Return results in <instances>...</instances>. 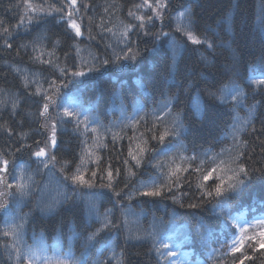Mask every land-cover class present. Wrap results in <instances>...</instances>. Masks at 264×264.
Returning a JSON list of instances; mask_svg holds the SVG:
<instances>
[{"label":"trees","instance_id":"trees-1","mask_svg":"<svg viewBox=\"0 0 264 264\" xmlns=\"http://www.w3.org/2000/svg\"><path fill=\"white\" fill-rule=\"evenodd\" d=\"M23 2L0 0V19L5 21V26H14L19 22L23 8L10 6L22 5ZM49 2L56 3L57 0ZM88 2L93 5L88 15L96 22L90 34L85 31L84 35L75 36L67 22L60 20L59 14H54L34 22L27 29H13L14 35L10 38L13 48L28 45L27 50L21 49L20 55L13 49H5L3 39H0V123L7 122L16 133L9 137L0 132V149L14 162L9 166L10 182H14L11 177L18 174L20 166H24L34 182L28 196L21 198L17 195L7 199V209L0 210V225L6 220L23 217L21 244L24 248L31 246L42 256L75 260L78 264H170L172 257L163 259L165 250L158 252L156 249L160 241L170 244L171 239L168 238L172 235L176 238L174 244L182 245V250H187L194 259H203L208 264H231V254L226 258L220 254L210 257L213 249H219L225 240L230 242L238 233L235 225H232L235 231L225 227L224 218L219 215L221 209L215 200L189 209L186 197L183 198L185 206L181 207L171 198L133 196L128 200L126 195L135 192L142 184L159 183L173 157H176V163H181L180 156L193 155L197 156V160L192 162L187 173H183L189 177L191 188L184 184L179 190L174 188L173 192L176 196L182 192L198 194L196 177L199 174L193 173L192 168L200 161H204L205 169L214 167L212 157L217 154V163L221 159L227 161L224 150L232 147L233 126L249 118L255 122L257 129L264 125V85L253 83L264 79L261 0H169L163 25L156 21L154 26H149L148 35L143 32L130 34L139 51L135 61L105 66L97 62L99 70L94 72L87 71L93 57L110 55L111 49L106 48L108 44L116 47L115 37L99 27L100 20L103 19L107 27H113V31L118 32L121 21L136 23L127 11L141 0ZM112 4L117 6L109 7V11L105 12L104 8ZM185 8L191 9L194 14L196 35L201 40L207 38L213 42L214 50L205 44H193L176 30L180 23L177 14ZM132 10L136 11L135 8ZM161 32L168 35H159ZM41 35L43 40L38 39ZM57 40L59 44H56ZM33 42L37 44V52L32 51ZM40 50L45 52V58L47 53L54 52L52 59L61 67L67 64L72 70L85 71L83 77L69 74L60 78L62 85L66 86L60 88L57 103L62 107L59 111L69 107L75 108L81 119L89 116L107 148L93 146L96 134L89 132L85 137L74 130V123H58L57 147L51 149L56 155V162L47 168L38 166L31 152L37 147L34 141H41L40 146L43 147L47 133L44 129L37 132L43 121L38 122L34 114L37 111L36 102L41 98L29 95L32 89L24 88L23 78H37L46 88L45 78L53 80L59 77V72L51 66L30 59ZM236 86L243 90L244 95L234 101L232 95ZM210 92L222 97L224 102L210 97ZM13 102L19 105L14 115L11 110ZM253 105L255 112L250 114ZM158 116L169 125L179 119L180 136L168 138L163 145L150 141L158 150L148 153L142 166L133 169L136 175L129 177L122 161L128 159L130 164H135L127 155L129 146L134 147L138 142L132 138L139 137L141 133L147 138V129L154 122L157 125L160 123L156 119ZM135 121L138 123L132 126ZM20 133L27 134L24 143L32 145V149L15 152ZM112 133L123 137L116 141L120 151L113 149ZM241 135L243 137L244 133ZM85 149L102 157L101 166L107 160L120 168L119 181L115 185L116 191L121 192L119 197L112 189L101 187L107 181L99 179V171L95 186L91 188L77 186L64 179L68 171H74L75 165L80 163L82 150ZM65 161L69 163L62 172ZM157 162L163 167H154ZM88 168L96 170V162L89 163ZM167 196L171 197L172 193H167ZM226 206L232 217H236L238 212H247L249 218L264 214V176L257 174L239 192L231 193ZM106 216L118 227L105 229L94 239H89L101 228ZM201 222L210 231L208 238L201 234ZM129 231L140 235L141 239L126 241ZM6 240L0 236V264H14L5 251ZM244 250L249 251L247 244ZM225 251L221 249L219 252ZM249 254L252 253L249 251ZM39 264H44L43 259ZM245 264H259V260L246 261Z\"/></svg>","mask_w":264,"mask_h":264},{"label":"snow or ice","instance_id":"snow-or-ice-1","mask_svg":"<svg viewBox=\"0 0 264 264\" xmlns=\"http://www.w3.org/2000/svg\"><path fill=\"white\" fill-rule=\"evenodd\" d=\"M261 25L264 27V0H261ZM117 5L112 4L104 8L105 12L109 11V7H116ZM11 8H23V13L19 17V22L14 26H5V21L0 19V39H3V46L5 49H13L17 55H20L21 49L27 50V44H21L16 48H13V43L10 42V38L13 37V29L25 28L29 25L37 22L47 16L59 14L60 20L66 21L69 28L73 30L75 36H82L87 31L91 33L93 27L96 26L95 18L88 15L93 5L88 0H57L56 3H51L49 0H42V2L36 3L34 0H24L22 5H12ZM135 8L136 11H133ZM132 8H129L127 15L136 21V23H124L120 22V28L117 31H113V27H107L104 24L103 19L100 20L99 27L102 31L111 33L115 37L116 47L112 44L106 45V48L111 49V54L106 55L103 58L93 57V62L87 66L88 72L98 71L96 63L100 66L108 64H117L122 61H135L139 55V51L135 47V42L132 39V35H138L143 32L144 35L150 33L149 26L155 25L156 21H160L163 25L165 14L169 8V0H141L139 4H134ZM147 9L148 11L142 12L141 10ZM33 14V15H30ZM42 14V15H36ZM177 19L180 22L177 27L178 32H182L187 40L193 44H205L209 49L215 48L213 42L207 38L201 40L196 35V21L194 14L189 8H185L184 11L177 14ZM186 21L187 23H184ZM159 35L167 36L168 33L161 32ZM91 38V37H90ZM39 40H43L44 36L41 35ZM60 42L57 40L56 44ZM123 45V47H120ZM119 48V51H117ZM37 44L33 42L32 51L37 52ZM79 52V48H77ZM55 55L54 52L47 53L45 58V52L40 50L37 55L30 56V59L38 62L42 65H49L54 70L59 72L57 79L48 80L45 78L47 87L45 88L41 81L37 78L30 79L25 76L23 78V86L25 89L31 88L29 95L32 97L39 96L41 99L36 102L37 111L34 114L37 121H43L39 124L37 132L44 129L47 133L46 139L43 141V147L40 146L41 141H34L37 147L31 152V155L36 157V163L47 168L49 164L56 162V155L51 152V149L57 147V124L58 123H74V130L87 137L88 133L96 134L93 146L97 148H107L108 145L103 143V137L99 135V129L93 127V120L89 116L85 115L81 119V114L75 110V108L63 107V111H59L62 107L61 104L57 103L59 100V93L61 86H66L60 82V78L67 77L69 74L73 77H83L86 75L83 70H72L68 68L67 64L61 67L59 64L54 63L52 57ZM84 62L81 64L83 68ZM19 72V69H17ZM257 86L264 85V79H258L253 81ZM232 100L237 101L241 98L243 90L238 86L233 88ZM231 95V93H230ZM210 97L220 99L224 102L222 97L216 95V93L210 92ZM260 103V101H256ZM18 103L13 102L11 105L12 114L16 113ZM55 111V115L53 112ZM171 109L169 108V112ZM250 114L255 112V105L250 108ZM68 117L67 120L64 118ZM160 123L157 125L155 122L152 127L147 129L148 136L145 138V134L141 133L139 137H133L132 139L138 142L135 146H129L127 153L128 157L135 164H130L128 159L122 161L123 165L127 167L128 176L136 175L133 170L135 167H140L148 153H155L158 149L150 144V141H156L158 145H163L166 140L170 137H179L181 124L179 119L173 121L171 125L163 120L162 117L156 118ZM22 124L23 121H20ZM98 123V121L96 122ZM138 121L133 122L132 126ZM107 131L111 132L110 129ZM0 132L11 137L15 135L14 129L5 123H0ZM244 133L242 137L241 133ZM259 133V134H257ZM28 138L26 133L19 134V144L15 147V152H20L23 149H32V145L25 144L24 141ZM123 139L119 133H112V144L113 149L120 151L116 147V141ZM232 147L225 149L227 153V161L221 159L217 163V156L212 157V162L215 164L214 167L205 169L203 167L204 161H200L199 164L192 168L193 173H198L196 177L198 183L196 188L199 189L197 193L182 192L180 196H176L173 189L179 190L184 184H187L191 188V181L189 177L184 176L183 173H187L188 169L192 167V162L197 160V156L191 157L180 156L181 163H176V157H173L169 164L168 170L163 174V178L159 183L153 181L151 184H142L140 188L136 189L135 192L126 195L128 200H131L133 196H144L153 198H171L174 203H179L181 207H184L183 198H187V207L189 209H196L201 207L203 203L211 202L215 200L217 206L221 209L219 215L224 218L225 227L235 231V228H239V236H233L230 240H225L220 244L219 249H213L212 253L226 249L222 253V258H226L231 254V264H245L246 261L259 260V264H264V217L255 220V223H250L244 220L242 217H232L231 212L226 206V200L231 193H237L244 188L250 181H252L257 174L264 176V125L260 129L255 127V122L249 118L238 125L233 126L232 131ZM86 143V141H85ZM102 157L97 155L91 150H82L80 156V163L75 165V170L68 171L64 179L76 184L77 186L93 187L98 177V171L100 172L99 179L101 181H107L102 183L101 187H107L115 192V195L119 197L120 191H116L115 185L119 181L121 174L119 167H114L110 161H104L101 166L100 161ZM92 161L96 162V170H89L88 164ZM14 162L9 159L8 154L0 149V210H5L8 207L7 199L12 196H19L21 198L28 196L31 193L33 187V177L25 172L24 166H20L18 174L11 177L14 182H10L9 166ZM69 162L65 161L61 167V171L64 172ZM226 164V167H225ZM187 165V166H182ZM259 165V166H257ZM154 167L162 168L163 165L157 162ZM90 173V174H89ZM215 174V176H214ZM86 175L88 178L86 179ZM191 175V174H189ZM167 193H172L171 197L167 196ZM230 222V223H229ZM25 220L23 217L19 220L4 221L3 225H0V236L7 238L4 248L7 252L8 259L13 260L14 264H39L43 259L44 264H78L75 260H68L60 257H47L38 254L33 250L31 246L24 248L21 244L23 238V228ZM118 227L111 219L105 217L104 223L101 228L92 234L89 239H94L99 233L105 229L110 230L111 228ZM259 228V232H254L251 235L248 234L249 228ZM201 234L205 238L210 236V231L207 229L203 222H201ZM141 236L129 231L126 241L139 240ZM168 239H171L170 237ZM245 244L248 245L249 251H245ZM174 245L166 243L164 241L159 242V247L156 249L158 252L163 249V259H169L178 255L177 251H173ZM23 249V250H22ZM239 253V255H236ZM256 253H260L259 256ZM106 264V262H101ZM170 264H178L177 261H171Z\"/></svg>","mask_w":264,"mask_h":264},{"label":"rangeland","instance_id":"rangeland-1","mask_svg":"<svg viewBox=\"0 0 264 264\" xmlns=\"http://www.w3.org/2000/svg\"><path fill=\"white\" fill-rule=\"evenodd\" d=\"M238 216L242 217L244 220L249 221L250 223H255V220L261 217H264V214L261 215H256L254 217H252L251 219H249L247 217V215L245 213L239 214ZM260 229L259 228H249L248 229V234L251 235L254 232H259ZM173 236V235H172ZM171 238V242L170 244H173V251H177L178 255L176 257H172L171 261H177L178 264H208L205 260H201V259H194L191 254L187 251H184L180 248V244L179 245H175L174 240H176V238L173 236ZM234 236H239V228H238V233ZM218 254L222 255V253H220L219 251L216 252L215 254L211 253L210 257H217ZM170 261V262H171Z\"/></svg>","mask_w":264,"mask_h":264}]
</instances>
